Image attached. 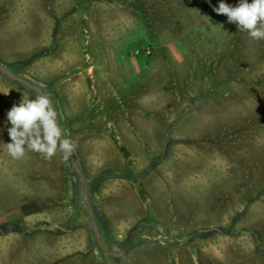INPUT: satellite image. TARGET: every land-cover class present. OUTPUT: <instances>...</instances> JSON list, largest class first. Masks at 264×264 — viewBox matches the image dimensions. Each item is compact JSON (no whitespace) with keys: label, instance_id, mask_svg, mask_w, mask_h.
Returning <instances> with one entry per match:
<instances>
[{"label":"rangeland","instance_id":"rangeland-1","mask_svg":"<svg viewBox=\"0 0 264 264\" xmlns=\"http://www.w3.org/2000/svg\"><path fill=\"white\" fill-rule=\"evenodd\" d=\"M220 2L0 0V264H264V40ZM38 94L67 160L7 153Z\"/></svg>","mask_w":264,"mask_h":264},{"label":"clouds","instance_id":"clouds-1","mask_svg":"<svg viewBox=\"0 0 264 264\" xmlns=\"http://www.w3.org/2000/svg\"><path fill=\"white\" fill-rule=\"evenodd\" d=\"M213 11L226 15L229 23L237 25L254 40H264V0H239L238 5H229L223 0ZM5 95L8 92H3ZM56 111L50 96L38 94L35 99L22 98L7 112V129L10 143H6L7 153L13 159L24 158L28 151L38 153L51 160L57 151L67 160L75 151L77 143L65 136V130L58 123Z\"/></svg>","mask_w":264,"mask_h":264}]
</instances>
